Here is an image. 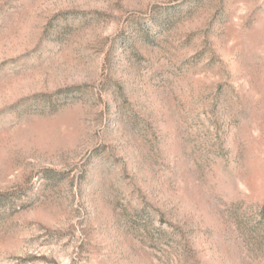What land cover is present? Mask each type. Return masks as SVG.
I'll use <instances>...</instances> for the list:
<instances>
[{
	"label": "rangeland",
	"instance_id": "obj_1",
	"mask_svg": "<svg viewBox=\"0 0 264 264\" xmlns=\"http://www.w3.org/2000/svg\"><path fill=\"white\" fill-rule=\"evenodd\" d=\"M0 264H264V0H0Z\"/></svg>",
	"mask_w": 264,
	"mask_h": 264
}]
</instances>
